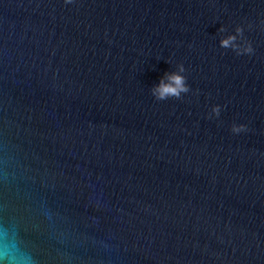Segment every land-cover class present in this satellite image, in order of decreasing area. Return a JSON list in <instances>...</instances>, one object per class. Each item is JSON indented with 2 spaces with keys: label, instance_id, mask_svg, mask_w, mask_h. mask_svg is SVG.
Listing matches in <instances>:
<instances>
[{
  "label": "water",
  "instance_id": "1",
  "mask_svg": "<svg viewBox=\"0 0 264 264\" xmlns=\"http://www.w3.org/2000/svg\"><path fill=\"white\" fill-rule=\"evenodd\" d=\"M0 264H264V0H0Z\"/></svg>",
  "mask_w": 264,
  "mask_h": 264
},
{
  "label": "clouds",
  "instance_id": "2",
  "mask_svg": "<svg viewBox=\"0 0 264 264\" xmlns=\"http://www.w3.org/2000/svg\"><path fill=\"white\" fill-rule=\"evenodd\" d=\"M68 3H71L72 0H67ZM234 39V38H232ZM183 71V69H181ZM169 79L173 80L175 82L176 87H165L163 88V92L165 93H178L179 91H187L186 88H183V78L178 75H172L169 77ZM163 83V82H162Z\"/></svg>",
  "mask_w": 264,
  "mask_h": 264
}]
</instances>
